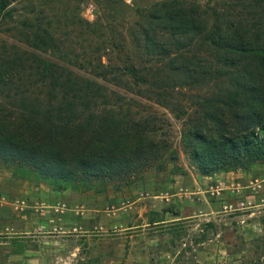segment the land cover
<instances>
[{"label":"rangeland","instance_id":"rangeland-1","mask_svg":"<svg viewBox=\"0 0 264 264\" xmlns=\"http://www.w3.org/2000/svg\"><path fill=\"white\" fill-rule=\"evenodd\" d=\"M255 1L9 0L0 10V68L16 58L12 72L22 80L0 87V103L13 107L11 97L26 90L57 104L51 78L42 82L36 71L42 57L73 78L93 76L92 65L102 62L105 69L135 65L146 76L150 69L147 78L160 84L154 77L167 78L169 67L147 61L145 30L163 42L170 29H151L152 14L159 22L167 4L198 9L212 25L248 19ZM182 51L209 53L197 41ZM110 72L95 78L108 88L91 110L148 124L145 142L161 148L157 157L125 182L63 189L0 161V264H264V161L204 175L183 140L203 98L217 91L214 82L169 89L165 97L150 83Z\"/></svg>","mask_w":264,"mask_h":264},{"label":"trees","instance_id":"trees-1","mask_svg":"<svg viewBox=\"0 0 264 264\" xmlns=\"http://www.w3.org/2000/svg\"><path fill=\"white\" fill-rule=\"evenodd\" d=\"M0 1V10L10 4L9 0ZM255 4L248 19L218 18L212 25L198 9L169 8L167 4L165 17L159 22L154 20L157 14H152L148 22L151 29L161 25L170 29L163 42L145 30L147 27L141 29L147 32V61H165L169 67L165 69L170 71L167 78H159L161 74L154 77L160 84L147 78L153 71L149 69L147 76L142 75L135 65L105 69L106 65L99 62L92 65L93 76L73 78L72 73L57 71L52 60L39 57L35 65L39 79L45 82L51 78L52 92L60 94L55 96L57 104L28 96L26 90L11 97L13 107L0 103V161L15 167V173L36 175L58 189L78 184L89 188L95 180L107 183L118 179L122 183L152 165L161 148L152 140L145 142L152 133L148 124H130L112 110L102 115L91 110L93 101L100 94L105 97L108 88L96 79H108L111 70L119 71L121 77L131 75L136 82L150 83L158 88L156 95L165 97L169 89L214 82L217 91L203 98L200 107L204 106L197 112L201 116L189 122V130L183 135L199 171L211 175L263 162L264 0H256ZM33 26L37 28L36 36L44 35L39 34L41 27ZM194 41L209 53L187 56L182 50ZM12 60L8 58L7 67L0 68V87L20 86L22 79L18 81L12 72L16 58ZM104 102H109L107 95Z\"/></svg>","mask_w":264,"mask_h":264},{"label":"built area","instance_id":"built-area-1","mask_svg":"<svg viewBox=\"0 0 264 264\" xmlns=\"http://www.w3.org/2000/svg\"><path fill=\"white\" fill-rule=\"evenodd\" d=\"M93 10H94V9H89V12H91V13H92V12H93Z\"/></svg>","mask_w":264,"mask_h":264}]
</instances>
